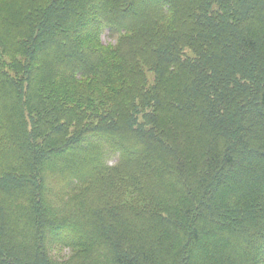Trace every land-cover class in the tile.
Masks as SVG:
<instances>
[{
	"label": "trees",
	"instance_id": "trees-1",
	"mask_svg": "<svg viewBox=\"0 0 264 264\" xmlns=\"http://www.w3.org/2000/svg\"><path fill=\"white\" fill-rule=\"evenodd\" d=\"M29 1L0 21V264L65 229L85 253L63 264H264V78L236 97L264 0ZM97 184L146 207H96Z\"/></svg>",
	"mask_w": 264,
	"mask_h": 264
},
{
	"label": "rangeland",
	"instance_id": "rangeland-1",
	"mask_svg": "<svg viewBox=\"0 0 264 264\" xmlns=\"http://www.w3.org/2000/svg\"><path fill=\"white\" fill-rule=\"evenodd\" d=\"M23 1L24 0H0V10H3V13H1L0 21H3L4 19H6L8 17L9 8H11L13 6L18 7V8H23V7L27 6L25 4L30 3L29 0H25L24 1L25 4H23L22 3ZM46 5L47 4L45 3V6ZM36 6L40 7V6H42V3L39 1V2H37ZM79 23L82 24V22H79ZM106 23H107L106 21L105 22H101V21H99V19H98V21H95V20L91 21V23H90L91 25L90 26L92 27L94 25L95 28H96V32L98 33L97 42L93 45V47L97 48V49H100V46H101V48L102 47L108 48V50H109V48H111V49L114 50V48H116V45L118 44V38L111 36L109 30H107V26H105ZM86 24H87V21H86ZM88 24H87V26H88ZM90 40L91 39H89L88 41L85 40V42L87 44H89ZM80 42H84V41L81 40ZM99 43L101 45H98ZM186 52L192 58H195V54L192 51L186 50ZM101 54H102V52H101ZM245 62H246L247 65L243 64V66L241 68H243V69H251V72H254V74H255V76H254L253 73H252L253 77H255V82H254V84H252L249 79H246V80L242 79L241 80V77H239V79H240L239 81L240 82L238 83L237 89H239L240 91L237 92L236 97H242V93L243 92L248 94L246 96L254 97V95L256 93L255 92L256 86L260 82V78H264V61H263V58L261 56H259V55H251L250 59L246 60ZM150 70H151L150 68H146V76H147L148 84L152 85L154 83L155 79H156V74L154 72L150 71ZM78 82L80 83L79 79H78ZM81 82H83L84 84H87V83L92 82V80H90V79H82ZM95 83H96V81H95ZM112 87L115 90H117L119 88V85H117V86H105L104 85V86H100L99 88L101 89L100 92L105 94L109 90H111ZM92 90L94 91L93 88H92ZM115 90H113V91H115ZM233 91L235 92L234 88H233ZM79 96L80 95H78L77 97H79ZM89 97H92L95 101H96V99H100L95 94H89ZM99 105H101V102L99 103V101H96L95 107H97ZM93 112L94 111H93V107H92V108H90L89 115L92 116V114H94ZM89 118L90 117H88V119H87L88 121H89ZM72 130H74V129H72ZM114 163H115L114 160H110L109 161V165L111 167L114 166ZM122 190L123 189H121V191H120V189H118L117 190L118 192L116 194V193H114V191H115L114 188H110L109 189L106 186L97 184L96 186H94L92 188L88 198L92 199L91 201L93 202V204L96 205V207L100 206V205L105 206V205H107L109 203H114V204H117V205H120V204L123 203V204H126L128 206H132L133 208H136V209H139V207H143V206L146 207L144 202L135 203V202H133V199L130 196H128V195L124 199V197H122L123 196ZM59 203L60 202H59V198H58L57 206H60ZM131 203H135V204H131ZM39 229H40V226L38 228V226L36 225V228L31 226V229L26 227L25 230H26V233L38 234V230ZM69 233L70 232H68V230L65 229V230L59 232V236L58 237L60 239H64V237L67 236V235L69 237ZM58 237L55 240L56 242L54 241L53 243L49 242V240H47V242L44 243V249H43L42 253L40 252V253H38L39 255L38 254L36 255V257L38 256V258L39 257L42 258L41 261H40V264H49V260L57 262L58 264H63L64 262L66 263V261H69V260L75 261L72 258H75V255H79V253H81V254L85 253V251L81 252V251H78V249H76V248H73V249L65 248L62 245V243H60V244L58 243V241L61 242V240L58 239ZM88 250H90V249H88ZM26 259L27 258L24 257V259H23L24 263H26Z\"/></svg>",
	"mask_w": 264,
	"mask_h": 264
},
{
	"label": "bare ground",
	"instance_id": "bare-ground-1",
	"mask_svg": "<svg viewBox=\"0 0 264 264\" xmlns=\"http://www.w3.org/2000/svg\"><path fill=\"white\" fill-rule=\"evenodd\" d=\"M47 1V0H46ZM89 5V4H88ZM46 7V6H45ZM21 77V76H20Z\"/></svg>",
	"mask_w": 264,
	"mask_h": 264
}]
</instances>
